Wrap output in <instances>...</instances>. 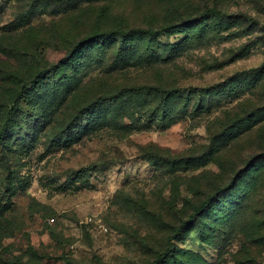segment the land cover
<instances>
[{
	"label": "rangeland",
	"instance_id": "374dc122",
	"mask_svg": "<svg viewBox=\"0 0 264 264\" xmlns=\"http://www.w3.org/2000/svg\"><path fill=\"white\" fill-rule=\"evenodd\" d=\"M168 23L158 60H145L144 38L116 60L112 30ZM80 43L82 64L57 67ZM35 79L48 89L3 128ZM142 84L220 86L180 102L166 127L146 126L127 96L116 122L90 128L97 99ZM238 172L178 242L181 257L264 264V0H0V264H151L172 226Z\"/></svg>",
	"mask_w": 264,
	"mask_h": 264
},
{
	"label": "trees",
	"instance_id": "16d2710c",
	"mask_svg": "<svg viewBox=\"0 0 264 264\" xmlns=\"http://www.w3.org/2000/svg\"><path fill=\"white\" fill-rule=\"evenodd\" d=\"M199 17L186 18L182 20V23L179 27L183 25V22L195 19H209L210 17L216 16V11L214 9H210L205 11ZM201 26H208V24L202 20L198 23ZM178 27V25H177ZM178 27L177 30H180ZM175 29L172 24H165L164 26L150 28V27H132L130 29H116L112 30L109 33L110 37H114L116 39V43L118 44L116 49V60L118 62H122L123 64L128 63L130 57L136 55L135 52H138L140 49V43L137 41L140 38H144L146 41L145 60L147 62L158 60L159 53H155L156 43L159 41V38L164 33H171L172 30ZM104 40L106 38V34L102 35H92L85 39V43L89 40ZM88 40V41H86ZM113 40V41H114ZM111 41V43L113 42ZM83 43V44H85ZM115 43V44H116ZM82 44H77L76 47L66 56L60 58V62L57 63V67L64 66L63 63L67 61L69 64L75 62V57L78 61V64H82L80 58L83 59L86 55L82 54V49L79 48ZM79 48V49H78ZM77 49V51H76ZM76 53V54H75ZM140 58V57H139ZM71 81V80H67ZM34 86L28 89V85L23 87V93L20 96V99L16 100L13 106L10 108L8 112V116L5 122V129L13 130L19 124L17 120V112L21 109V101L23 98H33L35 94H39L42 89L45 87V90L48 89L49 83L45 81H36L34 82ZM220 85L215 84L210 87H190L185 88L187 93L185 94L183 88L178 87H165L162 85H153V84H142V85H131L122 89H119L113 95L101 97L95 101V104H100L96 109L90 110L89 118H87L90 128L95 127L96 125L104 124L109 120H113L116 122L117 117L119 116V105L117 102L121 99H125L127 96H133L137 109L140 111L142 115H148V122H145L146 126H150L151 124L157 123L158 126H169L174 121V117L177 116L179 111L184 112V109L181 108L180 102L184 105H188L189 101L192 99V96L195 93L202 94L208 93L209 91H215ZM38 91V92H36ZM217 92V91H216ZM215 92V93H216ZM103 105V106H102ZM110 114V117H106L107 114ZM140 122V119H138ZM136 123V122H135ZM141 124V123H140ZM137 125L131 123L127 125V128H135ZM225 134V133H224ZM223 134V135H224ZM227 135V134H226ZM225 135V136H226ZM252 160L249 161V164ZM241 172V171H240ZM237 177H233L231 182L228 185H223L217 187V189L209 193L196 207L195 210L188 216L187 219H184L180 224H176L172 226V233L168 236V245L165 250L158 252L156 257L153 259L151 264H196V256L198 258H202L203 256L199 253L191 252L188 249L183 250V256L181 257L179 251L181 249L178 247V242L183 239L187 230L192 226V224H196L205 212L210 211L218 202L224 193L231 188L236 183V179L239 177V172L236 174ZM201 237H204V232L201 230ZM190 258H195V261L190 260ZM70 262L69 259H66ZM13 264H27L23 261L12 262Z\"/></svg>",
	"mask_w": 264,
	"mask_h": 264
}]
</instances>
